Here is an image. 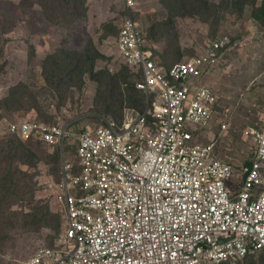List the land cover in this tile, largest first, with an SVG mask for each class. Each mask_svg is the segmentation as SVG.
Masks as SVG:
<instances>
[{"label":"rangeland","instance_id":"rangeland-1","mask_svg":"<svg viewBox=\"0 0 264 264\" xmlns=\"http://www.w3.org/2000/svg\"><path fill=\"white\" fill-rule=\"evenodd\" d=\"M133 2L0 0V122L59 123L64 134L53 147L32 146L39 160L11 162L0 152V264L60 244L65 210L56 185L64 165L76 162V135L150 102L134 89L140 72L125 66L116 45L129 18L164 68L228 37V50L200 79L217 102L200 142L238 170L255 155L264 124V33L252 14L262 0ZM246 258L264 264V254Z\"/></svg>","mask_w":264,"mask_h":264},{"label":"built area","instance_id":"built-area-1","mask_svg":"<svg viewBox=\"0 0 264 264\" xmlns=\"http://www.w3.org/2000/svg\"><path fill=\"white\" fill-rule=\"evenodd\" d=\"M228 43L219 34L161 71L133 19L123 22L120 54L140 72L137 89L157 94L159 106L147 102L121 125L105 121L76 135V162L56 185L64 236L13 264H236L264 252V127L253 161L239 170L200 142L216 97L194 81ZM7 132L48 145L64 139L59 123H12Z\"/></svg>","mask_w":264,"mask_h":264},{"label":"trees","instance_id":"trees-1","mask_svg":"<svg viewBox=\"0 0 264 264\" xmlns=\"http://www.w3.org/2000/svg\"><path fill=\"white\" fill-rule=\"evenodd\" d=\"M255 10H254V12H253V19L255 20V22H256V24H255V26H257V24L258 25H260L261 26V28H263L260 32H263L264 33V21H263V16H264V0H262V5L261 6H259V7H256V8H254ZM120 29H121V27H120ZM120 31V30H119ZM119 31H118V35H119ZM142 33V32H141ZM142 35H143V39H144V42H145V44H144V46H145V50H149V51H151L152 52V48H151V46H149L150 44H148L147 43V41H146V38H145V36H144V34L142 33ZM262 38L264 39V35L262 36ZM117 41H118V36H117V38H116V45H117V47H118V44H117ZM236 41V40H235ZM208 45V44H207ZM206 45V46H207ZM228 48L229 47H227L226 49H225V51H227L228 50ZM202 51V50H201ZM196 54L198 55V53L196 52ZM197 55H195V56H197ZM120 56H121V54H120ZM122 57V56H121ZM156 58V57H155ZM123 59V58H122ZM124 60V59H123ZM156 60H157V58H156ZM183 60V59H182ZM182 60H179V61H182ZM179 61H176V62H174V63H172V64H170V65H167V67L166 68H164L163 66H162V63L161 62H158L159 63V67H160V69H161V71H168L169 70V68L172 66V65H174L175 63H177V62H179ZM124 62H125V60H124ZM125 66H128L127 65V63L125 62ZM129 67V66H128ZM212 68H214V67H212ZM212 68H208V70H211ZM208 70H206V71H203L202 73H201V75H200V77H198V78H196V80L194 81V86H198V85H201V86H204L205 88H207L208 90H211L208 86H205V85H203L202 83H200V79L202 78V77H204L205 76V74H206V72L208 71ZM140 77H141V75H140ZM133 87H134V89L138 92V93H140V94H142V95H144V98H145V101H146V94H145V92L143 91V90H139V89H137V87H136V82H134L133 84ZM212 91V90H211ZM213 92V91H212ZM214 93V92H213ZM149 98H150V109H152V110H155L156 109V103H157V94H155L154 92H151L150 94H149V96H148ZM127 100H134L133 99V97H129V98H127ZM151 101H153V103H151ZM216 101V100H215ZM217 102H215V104H216ZM145 102H144V107L142 106V108L139 110V111H136V109L134 108V107H127V108H125L126 110H127V112L126 113H124V116H123V118H122V120H114V119H111V120H114V121H116L119 125H121L122 124V122H123V120H124V117H126V115L127 116H135V115H138V114H140V113H142L144 110H145ZM215 104H213V105H215ZM213 107V106H212ZM213 109V108H212ZM125 111V110H124ZM218 112H215L214 111V116L217 114ZM23 122H25V121H23ZM211 124V123H210ZM220 126H221V124H220ZM0 127H1V132L3 133V140L4 141H0V152L1 153H4V154H6L8 157V159L11 161V162H15V161H17V162H21V163H25L24 161L25 160H31V159H35V160H39V159H41V158H39V156L37 155V152H35V150L33 149V147L32 146H38V145H40V144H45V145H48V144H46L45 142H42L41 140H37V139H29V140H24L23 138H21L20 136H18L17 134H8V132H7V130H8V127H9V123H7L4 119H2L1 120V122H0ZM263 127H264V124H262V126H261V128L260 129H263ZM221 128V127H220ZM5 133V134H4ZM36 143V144H35ZM38 144V145H37ZM48 146H50V147H53L54 145H48ZM255 153H256V148H255ZM254 157H255V155L251 158V159H249L248 161H246V162H243V164L242 165H250L251 164V162L253 161V159H254ZM34 162V164H35V162L36 161H33ZM33 164V165H34ZM74 172L76 173L77 171L76 170H74ZM61 178H62V172L60 173V179H59V182L61 181ZM58 182V183H59ZM259 189H262V188H259ZM259 189H258V191H259ZM257 191V192H258ZM47 215V214H46ZM66 227H67V223H66V215H65V229H66ZM50 247H52V248H54V247H57V245H55V246H50ZM259 254H264V252L263 253H256L255 255H259ZM252 255H254V254H252ZM245 258V257H244ZM244 258H242V259H240V260H238L236 263H238V264H245L246 263V261H247V258L246 259H244ZM244 259V260H243Z\"/></svg>","mask_w":264,"mask_h":264},{"label":"crops","instance_id":"crops-1","mask_svg":"<svg viewBox=\"0 0 264 264\" xmlns=\"http://www.w3.org/2000/svg\"><path fill=\"white\" fill-rule=\"evenodd\" d=\"M199 53H201V51L199 52ZM200 77V76H199ZM211 91V90H210ZM212 92V91H211ZM213 93V92H212ZM214 94V93H213ZM151 103H153V101H151ZM156 105V108L159 106V104H158V96H157V103L155 104ZM149 106H150V102H149ZM155 110H157V109H155Z\"/></svg>","mask_w":264,"mask_h":264},{"label":"clouds","instance_id":"clouds-1","mask_svg":"<svg viewBox=\"0 0 264 264\" xmlns=\"http://www.w3.org/2000/svg\"><path fill=\"white\" fill-rule=\"evenodd\" d=\"M223 53H224V51H223ZM223 53H222V54H223Z\"/></svg>","mask_w":264,"mask_h":264}]
</instances>
